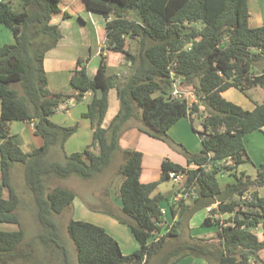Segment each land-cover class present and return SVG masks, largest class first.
<instances>
[{
	"label": "trees",
	"instance_id": "trees-1",
	"mask_svg": "<svg viewBox=\"0 0 264 264\" xmlns=\"http://www.w3.org/2000/svg\"><path fill=\"white\" fill-rule=\"evenodd\" d=\"M86 6L106 19V43L109 50L123 53L132 72L126 76L108 74L102 57L94 77L86 63L71 77L74 92H52L44 68L45 54L62 37L53 16L60 13L61 0H0V24L9 28L13 43L0 46V222L16 224L17 230L0 229V264H41L34 258L35 240H27L19 207L23 200L13 183L12 170L22 164L24 179L36 209L40 225L37 239L46 252L72 264L55 220L69 208L76 194L63 186H51L52 178L78 176L90 179L104 172L114 155L121 152L124 162L118 173L123 180L118 196L140 247L124 254L116 238L103 226L82 219H70L67 230L74 242L79 264H148L151 257L166 247L167 239L178 236L181 222H175L162 236L165 223L161 193L153 195L159 181L143 183V153L122 149L121 132L132 119L141 121L140 129L171 145L182 147L187 166L165 158L161 180L170 171L185 175V190L198 193L194 209L214 205L217 212L236 211L218 232L219 241L207 243L191 239L179 242L171 257L159 264H172L187 254L205 257L217 264H256L264 248L257 228L264 234V196L249 191L264 186V163L256 178L237 173L239 164L248 159L244 137L264 128V100L252 110L226 99L222 92L234 86L244 93L264 89V25H250L248 0H84ZM65 18L69 12L63 14ZM132 40L138 44L132 48ZM258 70L259 72H256ZM193 87L197 102L173 96V80ZM19 85L17 88L15 85ZM116 88L120 108L108 127L103 126L109 109V91ZM99 91L84 116L98 115L94 137L99 152L90 150L52 159L51 151L63 149L77 126H63L50 118L59 106L75 97L80 101L88 91ZM200 106L203 109H200ZM203 118L198 132L202 149L189 152L169 136V129L181 118ZM13 120L34 122L35 132L44 143L32 152H23L9 132ZM194 164L195 167L189 166ZM229 172L236 181L220 187L218 175ZM5 191L8 195L5 197ZM250 192L252 200H233ZM180 207H184L180 202ZM173 207V206H172ZM179 211L174 209L173 213ZM114 214V213H113ZM212 217L203 221L212 224ZM216 222V221H215ZM264 264V263H263Z\"/></svg>",
	"mask_w": 264,
	"mask_h": 264
},
{
	"label": "crops",
	"instance_id": "crops-1",
	"mask_svg": "<svg viewBox=\"0 0 264 264\" xmlns=\"http://www.w3.org/2000/svg\"><path fill=\"white\" fill-rule=\"evenodd\" d=\"M60 5L62 11L53 16L52 23L59 26L62 37L54 48L46 52L44 59V68L48 78L49 90L66 94L74 92L70 81L74 71L80 67L78 64L79 59H81L84 64L86 63L88 74L92 78L97 72L102 57L106 58V70L108 74H117L119 76L129 75V72L126 69L127 67H132L130 63H127L124 54L109 50L107 47L105 29L106 19L104 16L99 12L90 10L86 6L84 0H61ZM65 12H69L70 16L65 18L63 16ZM14 41L15 38L12 31L0 24V46L6 43H13ZM132 48L134 49L133 46ZM188 85L189 84H180L179 88L182 91L189 93L188 100L190 102H197L193 87L190 89L186 87ZM256 88L259 89L261 87ZM233 90L234 88H229L223 91L222 94L226 99L232 101L234 100L233 96L236 97V93L230 95ZM260 90L264 93L263 88ZM96 94L99 95V91H88L80 101H76L75 97H72L68 101L63 102L56 112L50 116L51 120L59 125L77 126L76 131L66 140L63 149L56 147L51 151L50 156L52 159L63 161L65 155L70 156L74 153L84 152L85 150H90L94 153L99 152V144L94 137L95 127L98 123V115L84 116V113L88 111L89 104ZM239 104L247 110H252L256 106L251 100L246 101L243 100V98ZM1 108L0 100V116ZM119 108L120 100L117 95V90L116 88H112L109 91V109L103 122L104 127L109 126L113 117L119 111ZM200 109L202 110L203 107L200 106ZM202 120L203 118L197 116H195L194 120H192L190 116L181 118L169 129L168 133L170 138L176 143L183 145L189 152L196 153L197 150L193 148L196 139L195 132L198 133V131L195 130V125L197 122L199 127L203 129ZM140 125L141 121L139 119L130 120L121 132L119 144L122 149H133L143 153L142 172L140 177L141 182L150 183L159 181L158 187L153 192V195L161 193L165 196L160 202V206L162 210H164L163 214L165 223L163 224L162 231L157 233L155 238L157 239L164 235L175 222H181L180 227L178 228V236L167 239L166 247L163 249L164 256L170 258L172 252L180 246V241L182 243L188 242L191 239H196L198 242H218V232L220 231L221 225L226 219L233 218L236 211H230L227 213L217 212L211 215L210 210L217 206V202L214 205L204 206L195 210L194 205L198 193L193 188H190L189 191L185 190V175L177 181L170 178L167 180H161V164L165 158H169L173 162L183 166H187V158L185 153H183L182 147L171 145L163 140L150 136L140 129ZM9 132L13 136L18 147L25 153L32 152L36 148L41 147L44 143L43 137L35 132L34 122L31 121L13 120L9 123ZM244 141L249 157L245 162L239 164L237 167V173L240 174L241 172H245L246 175L256 178L258 167L264 163V128L262 130L247 133L244 137ZM120 153L121 152H117L114 155L112 163ZM21 165L22 164H16L13 168V183L16 168ZM154 165H157L158 168ZM110 166L104 172L93 178L82 179L78 176H70L68 178H63L65 179L64 184L56 186H63L72 189L75 192L76 197L72 205L69 207L71 208L70 210L74 207L93 210L98 214L96 217L98 222L95 224L106 228V230L118 240L123 253L129 254L140 247V243L135 238L130 226L121 222L118 218L120 215L112 209L96 208V206L104 203L109 205L112 201V192L110 188H108V185L110 184L109 181L102 182L104 180L103 177H109L110 173L108 174V169ZM189 167L193 168L195 165L191 164ZM1 177L0 169V181ZM55 179L57 180V178H52L50 183ZM122 180L123 178L119 182V186ZM71 181L76 183L79 182L81 184H87V182L90 181L96 182V184L94 183V186L89 188V196L94 198L96 203L91 204L85 199V193L82 192V195L74 190L73 187L67 185V183ZM235 181L236 176H234V180L231 183ZM170 182H172V185H170ZM219 184L220 187L224 189L228 183L225 186H222L220 182ZM254 190L258 191L259 196H264V186H253L249 191L252 192ZM249 191L248 193H250ZM7 195L8 193L5 191V197H7ZM29 195L31 196L30 193ZM243 197L244 195L239 197L234 195L232 198L233 200L241 201L244 200ZM165 200L168 202L169 206L164 204ZM113 202L117 209L121 210L123 214L122 216L126 217L122 210L119 196H114ZM180 202L183 203L184 207L179 206ZM172 206L179 211L177 214L173 213ZM199 210H201V213L198 212ZM208 217H212L213 222L212 224L204 225L203 221ZM123 224L128 226L130 235H127V232L121 229L120 226ZM205 226H208V228H204ZM6 227H8V230H13L12 226L6 225ZM257 234L260 239H263L264 234L261 226L257 228ZM259 258L260 263L263 264L264 248L259 251ZM57 262V264H61L60 258ZM172 264L217 263H213L205 257L187 254ZM256 264L259 263L257 262Z\"/></svg>",
	"mask_w": 264,
	"mask_h": 264
},
{
	"label": "rangeland",
	"instance_id": "rangeland-1",
	"mask_svg": "<svg viewBox=\"0 0 264 264\" xmlns=\"http://www.w3.org/2000/svg\"><path fill=\"white\" fill-rule=\"evenodd\" d=\"M248 4H249V8L251 10L250 25L253 27L264 25V0H248ZM131 44L134 47V49H136L138 46V44L135 40H132ZM126 70H128L129 74L132 72V68H129V67H127ZM256 72H259V71L256 70ZM15 87L19 88L20 86L16 84ZM186 87L191 89L192 86L188 85ZM230 88H234V90L230 93V95H233L234 93H236V97L233 96L234 100H232V102H234L236 104H239V102H241L242 98H243V100H246V101L251 100L255 104L263 101L264 93L262 92V90H260L261 88L249 89L248 93H244L234 86H231ZM239 98H241V99H239ZM239 105H241V104H239ZM195 126H196L195 127L196 131H198V132L202 131L201 127H199L197 122H196ZM195 135H196L195 142H194V144L193 143H191V144H193V146H194L193 148H195L197 150L196 153H198L202 149V144H201L200 135L197 132H195ZM122 162H123V155L120 153L116 156L114 162L112 163V165L108 169V174L110 173L109 177H103L104 180L102 182L109 181V183H110L108 185L109 186L108 188H110V190L112 192L111 203L109 205L105 204V203L101 204V205L97 204L98 206H96V208L112 209L113 211H115L120 216H122L123 214H122L121 210L117 209V207L113 204L114 203L113 198H114V196H118L119 182L123 178L122 175L118 173L119 165ZM154 166L156 168H158L157 165H154ZM12 175H13V172H12ZM110 175H111V177H110ZM218 178H219V182L221 183V185L225 186L227 183H231L234 180V175H231L229 172L226 171L224 173L219 174ZM64 183H65V179L57 178V180L56 179L53 180L52 183H50V185L56 186V185L64 184ZM94 183L96 184V182H94V181L87 182V184H81L79 182L76 183V182L71 181V182L67 183V185L73 187L74 190H76L80 194H82V192L85 193V195H84L85 199L88 202H90L91 204L92 203L95 204L96 203L95 199L89 196V191H90L89 188L91 186H94ZM14 185L17 188L18 193L20 194V196L23 200L22 204L19 207L18 212H19V215L21 216L23 226L26 229V233H27L26 238L29 241L35 240V244L33 246L34 258H36L38 260V262L41 264H57L58 263L57 262V260H58L57 256L51 255V252H46L45 248L37 240V239H39L38 234L40 232V225H39L37 218H36V209H35V206L33 203L32 196L29 195L28 188H27L26 183H25L24 170H23L22 165L18 166L16 168ZM170 185H172V182H170ZM164 204L169 206V204L166 200L164 201ZM70 209L71 208H68V209L64 210L61 214H57L55 216V220L57 221V223L60 227V233L62 236V241L65 243V245L67 246V248L69 250L71 263L72 264H79L78 259H77V251H76L74 242L71 239V237L69 236V233L67 230L68 223H69L70 219H72V218L83 219L85 221L96 223V222H98L97 218H96L98 216V214L95 213L91 209H89V210L88 209H80L78 207H74V208H72V210H70ZM198 212L201 213V210H199ZM6 225L12 226L13 230H17L19 228V226L16 224H10V223L8 224V223L0 222V229H6L7 228L6 230H8V227H6ZM120 227L123 231L127 232V235H130V230H129L128 226L123 224ZM204 228H208V226H205ZM163 256H164V252H163V250H160L157 254H155L154 256L151 257L148 264H159ZM46 257H47V259H46ZM55 257H56V259H55ZM60 263L62 264V261ZM258 263L261 264L260 262H258Z\"/></svg>",
	"mask_w": 264,
	"mask_h": 264
},
{
	"label": "built area",
	"instance_id": "built-area-1",
	"mask_svg": "<svg viewBox=\"0 0 264 264\" xmlns=\"http://www.w3.org/2000/svg\"><path fill=\"white\" fill-rule=\"evenodd\" d=\"M179 85H180V81L178 78H174L173 80V96L174 97H177V98H186L188 100V96H189V93H186L185 91H182L180 88H179ZM188 102L190 104H193L195 103L196 101L194 102H190L188 100ZM184 176L183 173H180V172H175V171H170L169 173V178L170 179H173V180H179L181 179L182 177ZM252 195L250 193H247L246 195H244L243 199L244 200H247V201H251L252 200ZM162 212L164 213V210H162Z\"/></svg>",
	"mask_w": 264,
	"mask_h": 264
}]
</instances>
